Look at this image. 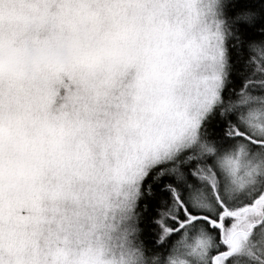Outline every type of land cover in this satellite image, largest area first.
Here are the masks:
<instances>
[{
  "label": "snow or ice",
  "instance_id": "snow-or-ice-1",
  "mask_svg": "<svg viewBox=\"0 0 264 264\" xmlns=\"http://www.w3.org/2000/svg\"><path fill=\"white\" fill-rule=\"evenodd\" d=\"M13 2L0 0V244L26 245L13 228L38 211L18 178L55 172L52 198L73 200V180L95 179L99 163L117 191L101 227L127 230L150 264H253L264 249V0H208L195 41L153 23L144 0H15L22 19ZM124 5L136 15L121 18ZM106 18L113 34L100 32ZM21 22L49 34L18 47L8 33ZM81 264L98 261L86 252Z\"/></svg>",
  "mask_w": 264,
  "mask_h": 264
},
{
  "label": "clouds",
  "instance_id": "clouds-1",
  "mask_svg": "<svg viewBox=\"0 0 264 264\" xmlns=\"http://www.w3.org/2000/svg\"><path fill=\"white\" fill-rule=\"evenodd\" d=\"M208 0H144L145 16L153 23H165L183 28L189 40L195 41L201 37L204 26L205 7ZM6 7L12 8L18 18L26 14L24 7L15 0ZM103 8V5L100 6ZM136 15L133 6H121L120 16L133 17ZM143 32L149 25L143 21L137 24ZM116 22L106 18L100 27L101 34H113ZM49 30L39 34L25 24L17 23L9 30L8 35L18 47L30 46L37 38L43 39ZM146 42L137 40L138 46ZM202 65H193V72L202 69ZM110 129H98V137H106ZM89 147L97 155L99 147L90 144ZM103 169L97 164L95 179H74L71 190L75 199H53L51 192L59 184L60 177L52 171L37 173L34 177H20L19 195L34 198L38 211L25 212V219L14 226L15 239L25 240L26 245L15 243L0 244V264H81L84 253L91 254L98 264H150L141 254L132 249L133 241L129 239L127 230L111 227H101L105 218L111 219L117 203V191L110 183H104L100 177ZM71 214L73 227L66 225L65 218ZM259 255L251 257L253 264H264L260 256L264 249H257ZM243 264H248L244 261Z\"/></svg>",
  "mask_w": 264,
  "mask_h": 264
}]
</instances>
